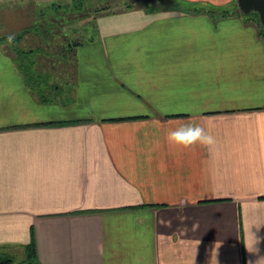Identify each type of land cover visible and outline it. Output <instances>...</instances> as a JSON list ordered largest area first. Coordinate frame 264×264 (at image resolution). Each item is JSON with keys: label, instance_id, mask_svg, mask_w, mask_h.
<instances>
[{"label": "crops", "instance_id": "crops-1", "mask_svg": "<svg viewBox=\"0 0 264 264\" xmlns=\"http://www.w3.org/2000/svg\"><path fill=\"white\" fill-rule=\"evenodd\" d=\"M236 1L98 15L62 98L0 48L1 246L34 236L39 264H264V34L202 10ZM185 126L211 143L171 142Z\"/></svg>", "mask_w": 264, "mask_h": 264}, {"label": "rangeland", "instance_id": "rangeland-1", "mask_svg": "<svg viewBox=\"0 0 264 264\" xmlns=\"http://www.w3.org/2000/svg\"><path fill=\"white\" fill-rule=\"evenodd\" d=\"M58 1L64 7L58 9L57 12L52 8L39 9L37 6L34 8L33 5L30 6V3H25V8H20L23 5H19V3L12 9L0 8V48L12 54L17 65L13 47L5 39L9 36L15 38L17 32L26 31L27 33L24 32L22 40L19 41L20 46L27 51L34 52L32 57L34 56L39 71L46 72L48 70L51 72L45 73L43 76V94L45 91H50V95L55 94L56 98H62L68 92L67 88L74 84L73 81L76 79L78 59L74 57L75 50L69 49L71 41L80 39L82 35L83 39L89 38L90 33L97 25L98 15L121 10L130 4L145 6L149 2L165 3L173 0H87L80 10H68L67 3H70L71 0ZM222 9L230 10L232 14L235 11L241 12L237 1L234 5L225 6ZM219 11L216 12L218 15L221 14ZM241 13L245 17L256 15L259 19L257 12ZM4 16H6L5 21L3 20ZM33 23L37 24L38 29L32 30ZM2 37L4 38L2 39ZM64 54L67 56L64 57ZM40 89L41 87H37L36 91L38 92ZM0 252L13 255L15 258L13 264H24L23 260L26 256L24 245H0Z\"/></svg>", "mask_w": 264, "mask_h": 264}, {"label": "trees", "instance_id": "trees-1", "mask_svg": "<svg viewBox=\"0 0 264 264\" xmlns=\"http://www.w3.org/2000/svg\"><path fill=\"white\" fill-rule=\"evenodd\" d=\"M87 0H71L70 3H67V7L68 10H80L82 8V6L84 5V3H86ZM26 3H30V6L33 5L34 8L39 7V9L42 8H52L54 9L56 12L58 9L63 8L64 6L61 5L59 3L58 0H53L51 2L49 1H44V0H27ZM25 5V2L23 3V7ZM37 6V7H36ZM25 8V7H24ZM205 10L209 11L210 13L214 14L217 12V10L219 9H213L210 6H205L203 7ZM219 13H221V16H227L230 15V13L232 14V12H230V10H226V9H220ZM258 23H260V29L262 31V33L264 34V25H262L260 19H258ZM37 23V22H36ZM33 23L34 25L32 26V30H36L38 29L37 24ZM53 24V23H50ZM96 26L94 27V29L92 30V33H90L89 38L83 39L82 36L80 37V39L75 40V41H71V45H70V50H75V55L74 57H77V49L84 43L93 40L94 38V31H95ZM27 33L26 31L22 30L21 32H17L15 38L10 42L13 50L15 52V60L17 63L18 68L20 69L21 73L24 76V79L26 80V82L28 83V85L36 90L37 87H41L40 90H38V92L40 93V91L43 88L44 85V74L45 73H51L50 71H39L36 67V60L34 59L33 55V51H27L26 49H24L22 46H20L19 41L22 40V36ZM24 33V34H23ZM4 37H2L3 39ZM7 39H5V41L8 40V37H6ZM1 40V39H0ZM39 51V49H38ZM37 51V52H38ZM67 55L64 54V57H66ZM46 76V75H45ZM41 94V93H40ZM43 94V93H42ZM47 98V96L45 94L42 95V99L45 100ZM25 246V251H26V256L25 259L23 260L24 264H39L38 262V258H37V247H36V241L34 236H32V240L24 245ZM14 257L13 255L6 253V252H0V264H13L14 262Z\"/></svg>", "mask_w": 264, "mask_h": 264}, {"label": "clouds", "instance_id": "clouds-1", "mask_svg": "<svg viewBox=\"0 0 264 264\" xmlns=\"http://www.w3.org/2000/svg\"><path fill=\"white\" fill-rule=\"evenodd\" d=\"M13 39V36L8 37L9 42ZM169 140L185 147L193 145L197 141L201 143H211V137L207 136L203 128L198 126H185L180 128L169 134Z\"/></svg>", "mask_w": 264, "mask_h": 264}, {"label": "water", "instance_id": "water-1", "mask_svg": "<svg viewBox=\"0 0 264 264\" xmlns=\"http://www.w3.org/2000/svg\"><path fill=\"white\" fill-rule=\"evenodd\" d=\"M237 3L244 14L257 12L262 25H264V0H237Z\"/></svg>", "mask_w": 264, "mask_h": 264}]
</instances>
